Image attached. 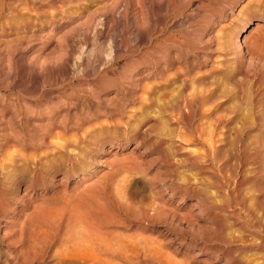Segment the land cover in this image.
<instances>
[{"label": "rangeland", "instance_id": "obj_1", "mask_svg": "<svg viewBox=\"0 0 264 264\" xmlns=\"http://www.w3.org/2000/svg\"><path fill=\"white\" fill-rule=\"evenodd\" d=\"M245 1L0 0V264H264Z\"/></svg>", "mask_w": 264, "mask_h": 264}, {"label": "bare ground", "instance_id": "obj_2", "mask_svg": "<svg viewBox=\"0 0 264 264\" xmlns=\"http://www.w3.org/2000/svg\"><path fill=\"white\" fill-rule=\"evenodd\" d=\"M261 2V1H260ZM260 2H258V3H260ZM250 3H251V1L250 0H247V1H245L244 3H243V5L240 7L241 9H243V10H245L249 5H250ZM256 25H257V23H256ZM189 77H186V78H190V80H189V82H188V80L187 79H185V80H187V83H190V85L191 86H187L186 87V89H187V91L188 92H190V93H188L187 91H186V93H187V96H186V94H185V99H187V105L188 104H192L193 105V103L195 104V102H197L196 104H195V106H197V104L199 103V102H204V101H208V99L212 96V94H213V90H211V89H208V90H204V89H198L199 88V86H201V84H203V79L201 78V77H196V76H193V77H190V75H188ZM184 80V79H183ZM197 84V85H196ZM185 85V84H184ZM193 85H195V87H193ZM202 88H203V86H202ZM190 90V91H189ZM178 97V96H177ZM183 97V96H182ZM184 98V97H183ZM180 100H183V99H180ZM179 100V101H180ZM184 102H185V100H184ZM183 105V104H182ZM181 108H183V109H185L184 107H181ZM187 109H185V111H186ZM220 120L222 119L223 120V118H221V116H220V118H219ZM219 120V121H220ZM206 125H208L209 126V124H206ZM201 127H203L202 125H201ZM206 127V126H205ZM210 127V126H209ZM208 127V129L209 130H212L213 129V126H211L212 128L210 129ZM207 129V128H206ZM205 129V130H206ZM207 129V130H208ZM202 130V129H201ZM213 131V130H212ZM204 132H206V131H204ZM208 132V131H207ZM191 135V134H190ZM194 135V134H193ZM208 135H210L209 133H208ZM212 135V134H211ZM198 138V137H197ZM200 138V137H199ZM203 138V137H202ZM201 138V139H202ZM209 138V140H210V137H208ZM204 139H202V141H203ZM206 140V139H205ZM208 140V139H207ZM212 140V139H211ZM205 142V141H204ZM207 142V141H206ZM208 142H210V141H208ZM209 144H211V143H209ZM207 146H208V143L206 144ZM210 149L212 148L210 145L208 146ZM29 186V185H28ZM27 186V187H28ZM74 240V239H73ZM78 242V241H77ZM75 245V244H74ZM75 249V248H74ZM78 249V248H77Z\"/></svg>", "mask_w": 264, "mask_h": 264}]
</instances>
